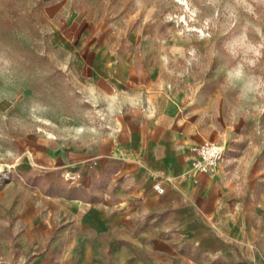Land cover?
I'll use <instances>...</instances> for the list:
<instances>
[{
    "label": "crops",
    "instance_id": "0c3cea01",
    "mask_svg": "<svg viewBox=\"0 0 264 264\" xmlns=\"http://www.w3.org/2000/svg\"><path fill=\"white\" fill-rule=\"evenodd\" d=\"M79 46L67 70L82 120L44 128L24 88L0 86V166L13 167L0 218L28 264H264V164L225 151L215 172L197 173L192 146H225L186 95L138 64L131 42Z\"/></svg>",
    "mask_w": 264,
    "mask_h": 264
},
{
    "label": "rangeland",
    "instance_id": "374dc122",
    "mask_svg": "<svg viewBox=\"0 0 264 264\" xmlns=\"http://www.w3.org/2000/svg\"><path fill=\"white\" fill-rule=\"evenodd\" d=\"M108 40L133 43L138 64L186 95L228 162L264 164V0H0V86L24 88L44 128L82 120L67 61ZM29 260L0 218V264Z\"/></svg>",
    "mask_w": 264,
    "mask_h": 264
},
{
    "label": "built area",
    "instance_id": "2783aa9c",
    "mask_svg": "<svg viewBox=\"0 0 264 264\" xmlns=\"http://www.w3.org/2000/svg\"><path fill=\"white\" fill-rule=\"evenodd\" d=\"M190 151L193 155V159L191 160L192 169L202 174L215 172L225 155L224 147L213 141H203L200 144L192 146ZM12 168V166L0 168V179H2L0 180V185L2 182L10 179L9 172ZM79 178L78 174L67 173L64 175V179L69 183L77 182ZM152 187L157 194L163 193V188L158 182H155Z\"/></svg>",
    "mask_w": 264,
    "mask_h": 264
}]
</instances>
